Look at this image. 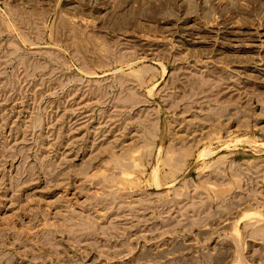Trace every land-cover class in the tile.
I'll return each instance as SVG.
<instances>
[{
    "label": "rangeland",
    "instance_id": "374dc122",
    "mask_svg": "<svg viewBox=\"0 0 264 264\" xmlns=\"http://www.w3.org/2000/svg\"><path fill=\"white\" fill-rule=\"evenodd\" d=\"M0 264H264V0H0Z\"/></svg>",
    "mask_w": 264,
    "mask_h": 264
}]
</instances>
